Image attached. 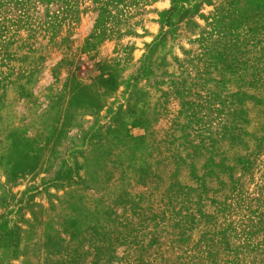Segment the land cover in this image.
I'll return each instance as SVG.
<instances>
[{"label":"rangeland","instance_id":"374dc122","mask_svg":"<svg viewBox=\"0 0 264 264\" xmlns=\"http://www.w3.org/2000/svg\"><path fill=\"white\" fill-rule=\"evenodd\" d=\"M0 264H264V0H0Z\"/></svg>","mask_w":264,"mask_h":264}]
</instances>
